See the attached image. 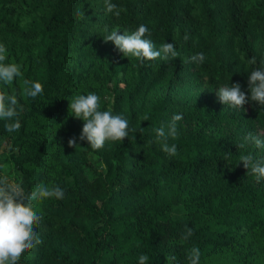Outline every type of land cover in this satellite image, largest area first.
Instances as JSON below:
<instances>
[{"label":"trees","instance_id":"16d2710c","mask_svg":"<svg viewBox=\"0 0 264 264\" xmlns=\"http://www.w3.org/2000/svg\"><path fill=\"white\" fill-rule=\"evenodd\" d=\"M111 2L119 17L105 0H0V43L23 73L0 84L22 108L18 131L0 120V175L26 192L43 183L66 193L36 203L42 243L17 264H139L141 255L146 264H190L192 247L199 264L226 252L238 264H264V180L239 160L248 153L264 160V148L236 146L264 132V108L249 101L234 110L216 95L232 83L248 94L249 72L264 61V0ZM141 24L157 49L173 43L178 57L141 64L106 47V26L131 32ZM201 52L202 64L185 62ZM23 79L39 81L42 94L23 96ZM88 93L136 131L95 151L79 141L84 122L69 102ZM173 114L183 119L169 138L177 155L169 156L153 129ZM44 120L57 127L54 135L42 131ZM73 136L76 149L68 147ZM185 228L193 230L187 240Z\"/></svg>","mask_w":264,"mask_h":264},{"label":"clouds","instance_id":"9594fccd","mask_svg":"<svg viewBox=\"0 0 264 264\" xmlns=\"http://www.w3.org/2000/svg\"><path fill=\"white\" fill-rule=\"evenodd\" d=\"M105 7L108 13L116 17L120 16L118 6L105 0ZM82 18L84 12H78ZM107 33L103 40L112 42L125 57H135L141 64L144 61H153L158 58L169 59L178 57L173 43H163L159 49L155 47L151 39L146 38L151 33L147 25L141 24L134 31L121 32L119 28H113L110 32L107 26L104 29ZM189 37L184 36L187 41ZM206 57L204 53H197L185 62L202 64ZM7 48L0 43V84L7 86L14 80L22 78L21 66L16 63H8ZM248 63L256 64V58L252 57ZM43 92L42 84L39 81L22 80V95L35 99ZM247 93L242 91L240 83L225 84L218 87L216 93L220 103L229 106L234 110H243L244 105L251 102L259 104L264 108V61L248 76ZM100 97L95 93L87 95H76L69 102V110L74 118L84 122L82 132L78 137L79 141H87L88 147L92 150H100L106 141L123 142L129 136V132H135V128L129 127V121L123 115L113 114L111 111L100 110ZM22 111L16 94H9L0 90V120L5 121V130L9 133L18 131L21 128L19 119ZM183 119L182 114H173L167 124H161L159 128L153 129L156 141L160 143L161 150L169 156H176L178 149L175 143H169L178 135V122ZM143 131V128L140 129ZM249 145L255 148H264V132L253 134L249 132L242 138V142L236 146L238 149H246ZM69 148L80 147L77 137L73 136L68 140ZM226 155L231 156L230 153ZM240 163L252 175L257 182L264 180V160L256 159L252 153L241 154ZM65 190L58 185L39 184L32 191H25L22 184L11 181L7 175H0V264H17L20 257L42 243L36 231L42 215L36 208V202L44 199L55 198L62 200L65 197ZM193 235V230L185 228L181 239L187 240ZM149 257L141 255L139 264H146ZM174 260V256L166 258ZM187 259L190 264H199L200 250L192 247Z\"/></svg>","mask_w":264,"mask_h":264},{"label":"rangeland","instance_id":"374dc122","mask_svg":"<svg viewBox=\"0 0 264 264\" xmlns=\"http://www.w3.org/2000/svg\"><path fill=\"white\" fill-rule=\"evenodd\" d=\"M106 47L110 48H116L115 45L112 42H109ZM7 59L9 63H16L18 64L15 60H13L7 52ZM87 63V60H84V64ZM44 128L42 129V131H44L46 134H51L54 135L56 132V128L57 127H51V125H53L52 122H50L49 120H44L43 122H40ZM54 126H56V124H54ZM12 166L8 165L6 167H4V171H6L7 173L9 171H11ZM37 203V202H36ZM37 208V207H36ZM38 210V208H37ZM259 262H261V258L259 260ZM205 264H238L237 259L235 257V255L231 252H226V253H221L219 255H216L214 257H212L211 259H209Z\"/></svg>","mask_w":264,"mask_h":264}]
</instances>
